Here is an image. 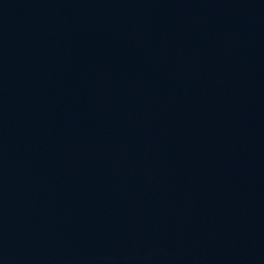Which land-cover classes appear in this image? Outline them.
Masks as SVG:
<instances>
[{
	"label": "water",
	"instance_id": "1",
	"mask_svg": "<svg viewBox=\"0 0 264 264\" xmlns=\"http://www.w3.org/2000/svg\"><path fill=\"white\" fill-rule=\"evenodd\" d=\"M0 264H264V0H0Z\"/></svg>",
	"mask_w": 264,
	"mask_h": 264
}]
</instances>
